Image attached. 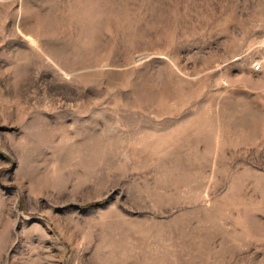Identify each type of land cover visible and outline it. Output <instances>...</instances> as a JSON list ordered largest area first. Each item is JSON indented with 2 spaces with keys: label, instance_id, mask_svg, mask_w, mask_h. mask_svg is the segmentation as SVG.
Segmentation results:
<instances>
[{
  "label": "rangeland",
  "instance_id": "1",
  "mask_svg": "<svg viewBox=\"0 0 264 264\" xmlns=\"http://www.w3.org/2000/svg\"><path fill=\"white\" fill-rule=\"evenodd\" d=\"M0 264H264V0H0Z\"/></svg>",
  "mask_w": 264,
  "mask_h": 264
},
{
  "label": "built area",
  "instance_id": "2",
  "mask_svg": "<svg viewBox=\"0 0 264 264\" xmlns=\"http://www.w3.org/2000/svg\"><path fill=\"white\" fill-rule=\"evenodd\" d=\"M256 67H257V68H260V65H259V64H257V65H256Z\"/></svg>",
  "mask_w": 264,
  "mask_h": 264
}]
</instances>
